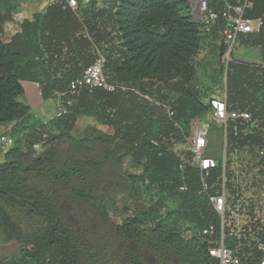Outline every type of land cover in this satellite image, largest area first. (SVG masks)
<instances>
[{"label":"trees","instance_id":"trees-1","mask_svg":"<svg viewBox=\"0 0 264 264\" xmlns=\"http://www.w3.org/2000/svg\"><path fill=\"white\" fill-rule=\"evenodd\" d=\"M227 2L236 4L237 0H212L211 8L220 11ZM78 3L74 11L66 0L52 2L44 15L21 22L20 31L9 42L3 40L2 33L13 16L0 11V125L13 124L8 136L14 140L5 161L0 162L1 237L7 241L30 239L35 246L31 257L40 264H98L89 252L92 237L86 225L99 222L111 228L112 240L120 248L118 257L129 264H143L140 257L151 264H219L209 250L218 246L221 217L202 194L188 135L182 126H175L165 108L171 105L175 121L186 126L210 111L209 105L199 100L193 63L209 32L194 20L189 0ZM246 17L264 20V0H251ZM213 30L222 35L221 25ZM238 41L264 52V26L259 33L241 35ZM224 51L225 46L221 48L223 56ZM98 53L106 59L108 80L126 90L95 88L70 94V83L95 63ZM41 65L45 78L38 81L42 98L55 99L66 112L48 123L18 100L25 93L22 82H36ZM227 79L229 110L247 111L259 125L250 133L241 125L235 133L234 124H230V155L248 148L256 151L264 165L259 155L264 149V65L231 61ZM82 117L112 127L114 135L97 159H65L61 146L82 142L73 136ZM179 145H187V150L177 151ZM38 146L43 148L41 153L34 149ZM127 157L143 170L141 177L130 176V184L135 192L149 195V206L132 216L122 212L114 219L104 198L91 194L96 182L99 186L103 180L106 164L117 169ZM231 164L228 161L226 165L232 192L227 195L226 230H233L239 220L243 245L232 248L242 264H257L261 254L256 245L264 243V219L252 213L249 221H243L237 208L241 188ZM222 175L219 161L210 183ZM184 185L188 190L181 192ZM231 198L235 213L229 206ZM14 210L41 228L25 236L13 220ZM183 224H191L199 232L215 225L216 234L197 235L187 241L179 230Z\"/></svg>","mask_w":264,"mask_h":264},{"label":"rangeland","instance_id":"rangeland-1","mask_svg":"<svg viewBox=\"0 0 264 264\" xmlns=\"http://www.w3.org/2000/svg\"><path fill=\"white\" fill-rule=\"evenodd\" d=\"M8 1L6 5L0 4V11L12 14L14 20L18 19V24L20 25V21L24 20L28 12L30 13L34 9L33 6L37 5V3H44L45 1L52 3L56 0ZM5 27L7 30L4 29L2 38L7 41L13 30H15V26L5 25ZM207 34L205 35L202 50L193 59V63L197 69L194 85L199 91V100L204 105H209L210 99L214 97L227 96L228 89V71L225 67L224 56L221 54V48L224 47L223 36L217 33L216 30H212ZM232 61L264 65V52L262 48L241 46L238 41L232 55ZM34 105L33 103L32 106ZM51 120L46 119L42 121L48 123ZM181 122H179L180 125L188 135L187 140L192 139L198 132H204L207 135L210 142L207 154L218 159L223 165L225 147L228 142H226L225 130L219 123L214 121L211 110L194 118L188 126L183 121ZM11 126L13 124L0 125V139L3 135H10ZM113 135L114 129L112 127L100 125L92 117H82L78 119L73 131V136L82 142L77 146L65 142L61 146V150L64 153L63 158L66 159V157L72 156V158L70 157L71 159L81 161L88 158L97 159L103 154ZM11 149H6L0 141V162L5 161L6 154ZM34 149L38 153L43 151L41 146ZM185 150H187V145H179L177 147V151L185 152ZM236 159L235 152L227 159V163L228 161L232 162L231 167L234 175ZM237 160L240 162L237 171L240 173L239 185L241 188L240 201L237 208L241 211L242 219L243 221L245 219L246 222L249 221L252 213L264 219V165L260 162L256 151H250L248 148L240 150ZM142 174L143 170L130 157H127L117 169L109 162L106 164L103 180L99 186L98 182H96L95 191L91 195L104 198L105 202H103L114 219L122 212L127 216H132L134 211H143L149 206V195L141 191L135 192V187L133 184H130V176L136 175L141 177ZM234 186L235 183L233 184ZM228 191L231 192L230 189ZM233 202L232 200L229 203L231 209L234 208L232 206ZM82 211L84 212V209ZM233 212L235 213V209H233ZM11 215L18 227L23 230L25 236L31 235V233L41 228L37 222L26 220L19 210L11 211ZM87 216H91V214L89 213ZM80 226L84 227L85 225ZM86 226L91 231V235L89 236L92 237V241L89 243V252L95 256L98 264H129L125 259L118 257L120 248L112 240L113 232L110 227L99 222H96L95 226L93 224ZM179 230L182 237L187 241L199 235V230L191 224L180 225ZM34 248L35 246L28 238H24L22 241H7L0 235V264H40L39 261L31 257ZM138 253L142 255L140 252ZM140 259L143 264H151L145 257H140ZM43 264H48V261ZM88 264L92 263L89 262Z\"/></svg>","mask_w":264,"mask_h":264},{"label":"built area","instance_id":"built-area-1","mask_svg":"<svg viewBox=\"0 0 264 264\" xmlns=\"http://www.w3.org/2000/svg\"><path fill=\"white\" fill-rule=\"evenodd\" d=\"M69 7L76 11L79 7L78 0H66ZM89 3L92 0H84ZM191 11L194 20L197 23L205 25L206 31L211 32L216 26H222V35L224 39V59L225 67L228 71L229 63L232 61V55L241 35H249L259 33L264 26L262 18H248L246 11L251 6V0H237V3H225L223 9L216 11L211 8L212 0H189ZM106 59L98 53V57L93 65L88 67L81 77L72 81L69 85L68 92L72 95H79L85 89H103L108 92H115L119 89L126 90L119 84L110 82L104 73ZM40 87V85H39ZM209 107L212 112V117L216 123H219L225 130V138L227 142L228 129L231 123L234 124L235 133H238L239 127L246 126L247 133L254 129H259L256 121H253L252 116L247 111L234 110L228 108L227 96H217L210 99ZM168 117L174 122L178 129L181 125L175 121V111L171 105H165ZM65 112L63 108L58 107L54 118L61 117ZM53 118V119H54ZM2 145L6 149L14 146V140L8 135H3L0 139ZM191 145V150L194 154V165L199 169L200 180L202 183V194L206 195L209 202L213 206L215 212L221 217L222 228L220 231L218 246L211 248L209 253L211 257L217 259L219 264H242L241 257L232 246L241 247V231L242 227L239 220L234 225L231 231L226 230V211H227V195H228V179L226 175L227 159L230 153L226 144L224 153L223 175L216 183H210L211 172L219 166V161L207 154L209 149V139L204 132H198L192 139L188 140ZM155 143V142H154ZM156 144V143H155ZM234 153H232L233 155ZM238 152H235V158L238 159ZM260 157L264 158V149L259 151ZM236 159V160H237ZM235 160V181L239 183V172L237 167L240 162ZM180 168L184 170L185 166ZM216 189L215 193L212 191ZM187 186L180 188L181 192H186ZM216 234L215 225H210L205 228L199 235L214 236ZM235 236L238 238L235 241ZM233 242V243H232ZM256 251L261 254V258L257 264H264V243L259 242L256 245Z\"/></svg>","mask_w":264,"mask_h":264},{"label":"crops","instance_id":"crops-1","mask_svg":"<svg viewBox=\"0 0 264 264\" xmlns=\"http://www.w3.org/2000/svg\"><path fill=\"white\" fill-rule=\"evenodd\" d=\"M9 1L8 0H0V4L6 5ZM51 3H48L45 1L44 3H37V5L33 6V10L27 14V16L24 18V20H30L33 21L36 14H42L44 15L47 11V8L49 7ZM23 20V21H24ZM20 21V22H23ZM5 25H14L15 30L11 33V36L7 40L9 42L11 38L20 31V25L18 24V19L13 18V21L6 23ZM7 30V28H4ZM4 31V30H3ZM37 78L38 80L36 82L31 81H25L22 82V85L25 89V93L23 96L19 97L18 100L26 105H28L32 109V113L35 114L38 118L41 120H51L56 115V112L58 110V102L55 99H47L43 100L42 94H41V88L39 87L38 81H44V66H40L36 70ZM35 104L32 106V104ZM13 126H11L12 129Z\"/></svg>","mask_w":264,"mask_h":264}]
</instances>
